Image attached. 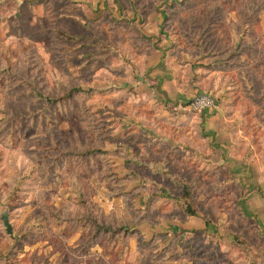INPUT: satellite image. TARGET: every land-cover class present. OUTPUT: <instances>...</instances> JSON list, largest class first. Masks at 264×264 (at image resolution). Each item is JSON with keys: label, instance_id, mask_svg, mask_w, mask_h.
<instances>
[{"label": "rangeland", "instance_id": "374dc122", "mask_svg": "<svg viewBox=\"0 0 264 264\" xmlns=\"http://www.w3.org/2000/svg\"><path fill=\"white\" fill-rule=\"evenodd\" d=\"M261 229L264 0H0V264H246Z\"/></svg>", "mask_w": 264, "mask_h": 264}, {"label": "crops", "instance_id": "0c3cea01", "mask_svg": "<svg viewBox=\"0 0 264 264\" xmlns=\"http://www.w3.org/2000/svg\"><path fill=\"white\" fill-rule=\"evenodd\" d=\"M173 224L174 225L171 227L164 226L163 224L157 225V226L143 224L142 225L143 227L141 226L142 227L141 233L143 234L144 239L147 237L151 238L153 237L152 235H155V234H163L166 236H170V233L173 235L175 234L178 235L179 238L187 236L189 233L200 234V236L204 237V234L206 235L209 229V227L205 224V222H203V220H201L198 217H191L189 219H186L184 220V223H179V224L173 223ZM175 225L176 226L179 225L180 228H177ZM260 233L261 235H264V229H261ZM161 240H164V237H161ZM138 249L136 246H133V244L130 245L129 251L131 252V257L132 256L137 257V255H139ZM256 249L258 250H255V253L251 254L252 258H247L244 263L252 264L256 262L255 264H264V245L261 244L259 245V248H256ZM220 253H222L221 250H220ZM174 263H177V262H174ZM194 263H195L194 260L191 261V264H194ZM178 264H189V261L182 260ZM222 264H224V261Z\"/></svg>", "mask_w": 264, "mask_h": 264}, {"label": "built area", "instance_id": "2783aa9c", "mask_svg": "<svg viewBox=\"0 0 264 264\" xmlns=\"http://www.w3.org/2000/svg\"><path fill=\"white\" fill-rule=\"evenodd\" d=\"M191 109L196 113H202L206 110L212 109L215 107V101L213 98L206 93H201L196 95L191 103H190Z\"/></svg>", "mask_w": 264, "mask_h": 264}, {"label": "water", "instance_id": "95a60500", "mask_svg": "<svg viewBox=\"0 0 264 264\" xmlns=\"http://www.w3.org/2000/svg\"><path fill=\"white\" fill-rule=\"evenodd\" d=\"M2 221H3V224H4L5 228H6V232H7L8 234H11V233H12V231H11V226H10L9 223H8V219H7V215H6V214H4V215L2 216Z\"/></svg>", "mask_w": 264, "mask_h": 264}, {"label": "trees", "instance_id": "16d2710c", "mask_svg": "<svg viewBox=\"0 0 264 264\" xmlns=\"http://www.w3.org/2000/svg\"><path fill=\"white\" fill-rule=\"evenodd\" d=\"M74 93V92H73ZM72 93H70V94H68L67 96L69 97H71L72 95H71ZM193 214H191L190 216H192ZM99 229H103L102 228V226H100L99 227ZM120 229H122V230H127V228L126 227H123V228H120ZM104 230H105V232H110V229H108V228H104ZM113 233H115V232H113Z\"/></svg>", "mask_w": 264, "mask_h": 264}]
</instances>
